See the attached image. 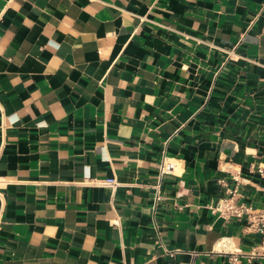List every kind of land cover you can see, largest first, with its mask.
I'll return each mask as SVG.
<instances>
[{
    "label": "crops",
    "instance_id": "0c3cea01",
    "mask_svg": "<svg viewBox=\"0 0 264 264\" xmlns=\"http://www.w3.org/2000/svg\"><path fill=\"white\" fill-rule=\"evenodd\" d=\"M260 167L264 0H0V264H264Z\"/></svg>",
    "mask_w": 264,
    "mask_h": 264
},
{
    "label": "built area",
    "instance_id": "2783aa9c",
    "mask_svg": "<svg viewBox=\"0 0 264 264\" xmlns=\"http://www.w3.org/2000/svg\"><path fill=\"white\" fill-rule=\"evenodd\" d=\"M179 169V162L176 158L163 157L159 165V177L163 178L168 175H176ZM257 174L264 181V168L260 167L257 170ZM109 185L115 186V182L107 181ZM5 185L4 179L0 177V189ZM157 197V201L160 200ZM219 215L226 219L236 218L238 220L245 221L244 232L247 235H259L261 242L259 245L252 248L248 257L255 259L261 257L264 259V207L261 209H255L253 207L237 204L233 198L220 199L213 209ZM240 253L239 250H236Z\"/></svg>",
    "mask_w": 264,
    "mask_h": 264
}]
</instances>
